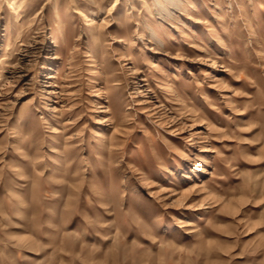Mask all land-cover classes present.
I'll return each instance as SVG.
<instances>
[{
    "label": "rangeland",
    "instance_id": "obj_1",
    "mask_svg": "<svg viewBox=\"0 0 264 264\" xmlns=\"http://www.w3.org/2000/svg\"><path fill=\"white\" fill-rule=\"evenodd\" d=\"M115 3L0 0V264H264V0Z\"/></svg>",
    "mask_w": 264,
    "mask_h": 264
},
{
    "label": "bare ground",
    "instance_id": "obj_2",
    "mask_svg": "<svg viewBox=\"0 0 264 264\" xmlns=\"http://www.w3.org/2000/svg\"><path fill=\"white\" fill-rule=\"evenodd\" d=\"M13 1V0H12ZM27 0H22V2H26ZM118 3V0H116V3L115 4H117ZM87 18L89 17V16H86Z\"/></svg>",
    "mask_w": 264,
    "mask_h": 264
}]
</instances>
